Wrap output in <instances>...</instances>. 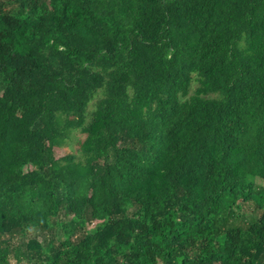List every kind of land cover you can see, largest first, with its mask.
I'll return each mask as SVG.
<instances>
[{
	"label": "trees",
	"instance_id": "1",
	"mask_svg": "<svg viewBox=\"0 0 264 264\" xmlns=\"http://www.w3.org/2000/svg\"><path fill=\"white\" fill-rule=\"evenodd\" d=\"M0 264H264V0H0Z\"/></svg>",
	"mask_w": 264,
	"mask_h": 264
},
{
	"label": "rangeland",
	"instance_id": "2",
	"mask_svg": "<svg viewBox=\"0 0 264 264\" xmlns=\"http://www.w3.org/2000/svg\"><path fill=\"white\" fill-rule=\"evenodd\" d=\"M93 105H94V103L91 104L90 109L93 108ZM81 138H83V137L78 132H75L72 135L71 141L68 142V144L65 147L55 150V156L57 158H60V157H63L67 154H70V153H76V151L78 149L76 141L80 140Z\"/></svg>",
	"mask_w": 264,
	"mask_h": 264
}]
</instances>
